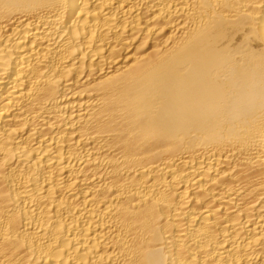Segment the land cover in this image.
Instances as JSON below:
<instances>
[{
    "label": "bare ground",
    "instance_id": "1",
    "mask_svg": "<svg viewBox=\"0 0 264 264\" xmlns=\"http://www.w3.org/2000/svg\"><path fill=\"white\" fill-rule=\"evenodd\" d=\"M0 264H264V0H0Z\"/></svg>",
    "mask_w": 264,
    "mask_h": 264
}]
</instances>
